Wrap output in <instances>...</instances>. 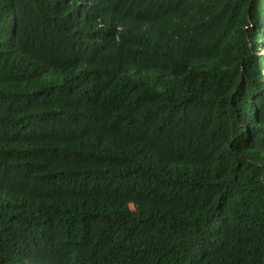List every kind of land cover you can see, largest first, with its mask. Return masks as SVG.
I'll return each mask as SVG.
<instances>
[{"label": "trees", "instance_id": "trees-1", "mask_svg": "<svg viewBox=\"0 0 264 264\" xmlns=\"http://www.w3.org/2000/svg\"><path fill=\"white\" fill-rule=\"evenodd\" d=\"M0 264H264V0H0Z\"/></svg>", "mask_w": 264, "mask_h": 264}, {"label": "bare ground", "instance_id": "bare-ground-1", "mask_svg": "<svg viewBox=\"0 0 264 264\" xmlns=\"http://www.w3.org/2000/svg\"><path fill=\"white\" fill-rule=\"evenodd\" d=\"M64 6V5H63Z\"/></svg>", "mask_w": 264, "mask_h": 264}]
</instances>
